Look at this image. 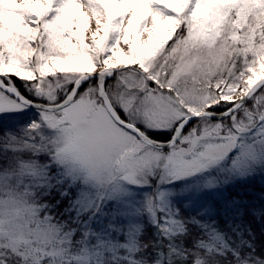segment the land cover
I'll use <instances>...</instances> for the list:
<instances>
[{
  "label": "snow or ice",
  "instance_id": "obj_1",
  "mask_svg": "<svg viewBox=\"0 0 264 264\" xmlns=\"http://www.w3.org/2000/svg\"><path fill=\"white\" fill-rule=\"evenodd\" d=\"M264 0H0V264H264Z\"/></svg>",
  "mask_w": 264,
  "mask_h": 264
},
{
  "label": "trees",
  "instance_id": "obj_2",
  "mask_svg": "<svg viewBox=\"0 0 264 264\" xmlns=\"http://www.w3.org/2000/svg\"><path fill=\"white\" fill-rule=\"evenodd\" d=\"M226 191H227L226 195L229 196L236 195L237 192H243L245 193V198L250 203L259 204L260 201L258 197L260 196L261 193H264V177L263 178L254 177L246 181L237 182L234 186L231 185L227 187ZM245 221L250 222L254 231L256 232L257 243H260L261 240H264V236H262L260 232L261 224L256 221H253L252 218L249 216H245Z\"/></svg>",
  "mask_w": 264,
  "mask_h": 264
},
{
  "label": "rangeland",
  "instance_id": "obj_3",
  "mask_svg": "<svg viewBox=\"0 0 264 264\" xmlns=\"http://www.w3.org/2000/svg\"><path fill=\"white\" fill-rule=\"evenodd\" d=\"M257 177H260V178H263L262 176H260V175H257V176H255V178H257ZM254 178V177H253ZM249 179H251V178H249ZM231 186V185H230ZM229 187V186H228ZM225 194H227V191L225 192Z\"/></svg>",
  "mask_w": 264,
  "mask_h": 264
}]
</instances>
